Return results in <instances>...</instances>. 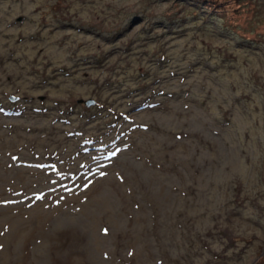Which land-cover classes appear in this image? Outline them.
<instances>
[{"label":"rangeland","instance_id":"obj_1","mask_svg":"<svg viewBox=\"0 0 264 264\" xmlns=\"http://www.w3.org/2000/svg\"><path fill=\"white\" fill-rule=\"evenodd\" d=\"M0 264H264V0H0Z\"/></svg>","mask_w":264,"mask_h":264},{"label":"water","instance_id":"obj_2","mask_svg":"<svg viewBox=\"0 0 264 264\" xmlns=\"http://www.w3.org/2000/svg\"><path fill=\"white\" fill-rule=\"evenodd\" d=\"M92 101H93L92 98H87V99L84 98L85 104H91Z\"/></svg>","mask_w":264,"mask_h":264}]
</instances>
